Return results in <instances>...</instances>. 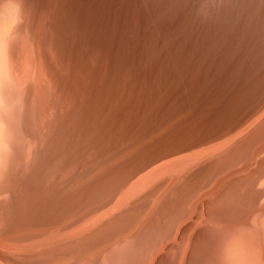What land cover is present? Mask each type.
Here are the masks:
<instances>
[{"label": "rangeland", "instance_id": "1", "mask_svg": "<svg viewBox=\"0 0 264 264\" xmlns=\"http://www.w3.org/2000/svg\"><path fill=\"white\" fill-rule=\"evenodd\" d=\"M21 23L27 27V40L18 44L17 35L13 34ZM10 41L21 46L11 50ZM192 92L197 94L195 100L178 117L159 130L152 128L161 122L170 101ZM26 103L27 106L32 103L29 107L37 114L31 124L38 140L22 132ZM219 121L224 123L217 126ZM180 123L187 124L186 129L190 130L185 134L187 138L193 134L202 137L196 139L192 148L157 161L146 171L130 177L113 197L118 198L119 205L116 200L106 207L99 203L94 209L83 203L77 178L83 183L89 173L92 178L102 177L108 171L106 166L117 164L122 168L129 148L135 153L143 150L156 137L179 130L175 128ZM263 131L264 0H0V263L6 264V257L17 259L36 254L37 258L42 255L38 260L44 263L48 259V246L59 244V254L61 244L108 220L114 213L110 211L114 202L121 205L113 206L114 211L118 209L116 212L130 205L139 191L126 194L124 189L134 180L146 177L157 165L161 170L171 169L173 163L164 164L182 157L186 170L182 173L213 161L221 164L222 159L234 162L225 171L215 172L207 186L192 194V199H185L188 205L184 202L186 208L175 217L171 229L166 223V228H157L160 229L157 233L156 230L144 233L148 240L146 236L142 239L151 242L143 241L146 246L135 248L126 264H249L254 255L256 258L251 262L257 260L253 264L260 261L264 264ZM241 145L247 146L246 158L235 161L237 157L232 158L231 154ZM213 146L217 148L199 155V151ZM228 156L231 159H226ZM111 157L113 160L107 163ZM250 185L256 193L252 204L246 199ZM227 186L235 187V196L219 204L221 211L210 216L209 201L212 205ZM162 190L154 197L158 202L163 199ZM67 199L73 207L66 203L70 201ZM154 203L153 211L158 204ZM67 205L71 208L67 218H59L52 226L41 224L43 211L61 210L64 214ZM104 210L108 213L102 217ZM245 214L247 219L241 218ZM228 220L233 221L231 225ZM145 225L146 221L136 224L131 235L138 234ZM51 230L55 234L48 239ZM231 232L237 243L241 241L244 246L234 243L235 246L231 241L236 240L228 239ZM119 237L115 238L120 245L121 240L129 239ZM253 239L262 243L253 244ZM116 240L113 239L114 245ZM108 243L103 245L115 247ZM228 245L243 250L252 245L246 249L252 256L249 258L244 251L246 255L241 251L239 254L238 248L237 253L246 261L239 257V263L236 251V258L232 255V260L228 256L229 261H223ZM255 245L260 247L257 249ZM224 247L228 249L223 250ZM98 248L86 249L92 256L86 260L89 253L84 251L87 256L79 257L80 264L84 261L98 264L102 255L110 251L107 247L106 251ZM128 248L123 252H128ZM249 249H254L251 254ZM69 254H61L62 259L72 260L64 263H73ZM116 254L113 260L119 258ZM107 262L99 264H110Z\"/></svg>", "mask_w": 264, "mask_h": 264}, {"label": "bare ground", "instance_id": "2", "mask_svg": "<svg viewBox=\"0 0 264 264\" xmlns=\"http://www.w3.org/2000/svg\"><path fill=\"white\" fill-rule=\"evenodd\" d=\"M15 1V0H14ZM18 1V0H17ZM26 1H28V0H26ZM27 3V2H26ZM19 4V3H18ZM28 8H30V6L28 7ZM25 9V8H24ZM26 9H27V7H26ZM21 10H23V8L21 9ZM25 12H26V10H25ZM27 13V12H26ZM26 13H25V15H26ZM22 15V14H21ZM24 15V16H25ZM30 15V14H29ZM27 16V15H26ZM23 17V16H22ZM29 17V16H28ZM33 17H35V16H33ZM25 17H23V19H24ZM22 19V20H23ZM29 20V19H28ZM34 20V19H33ZM35 20H36V18H35ZM23 21H25V19L23 20ZM259 22V21H258ZM20 24V23H19ZM18 24V28H16V30H17V32L15 33L14 31V36H15V34L17 35V39H15V41L16 42H18V44L19 43H21V42H24V43H26V41L25 40H27V38H26V28H25V25H23L22 23V25H19ZM26 24H28V23H26ZM31 25V24H30ZM28 30V29H27ZM31 30V29H30ZM13 40H14V38H12ZM11 40V39H10ZM21 41V42H20ZM11 42V41H10ZM24 43H23V45L22 46H24ZM10 49L12 50L13 49V47L15 46V44H14V41H12L11 43H10ZM21 46V44L19 45V46H15V47H17V48H19ZM16 48V49H17ZM14 51V50H13ZM192 72V71H191ZM197 78V77H196ZM76 92V91H75ZM197 96V94L195 93V92H192V93H188V94H186V95H182V96H180V97H177V98H174V100H172V101H170L171 103H170V105L167 107L168 108V110H167V112L165 113V115H164V117H162V119H161V122L160 123H158L157 125H155L154 127H152L153 129H158L159 130V128L160 127H162V125H166V124H168L170 121H173L176 117H178L179 116V114L189 105V103L190 102H193L194 100H195V97ZM29 99V98H28ZM164 103V102H163ZM32 104V103H31ZM31 104H29V106L31 105ZM169 104V103H168ZM33 105V104H32ZM31 105V106H32ZM29 106H27V103H26V108H25V111H24V114H22L23 115V118H22V124H21V128H22V132L25 134V135H27V136H31V137H36V139L38 140V135L37 136H35V132H34V127H32L33 125L31 124V121H32V117L33 116H36L37 114L36 113H34L33 111H32V108H30ZM33 108H34V106H33ZM36 108V107H35ZM35 108H34V110H35ZM78 109V108H77ZM166 110V109H165ZM39 115V114H38ZM163 114H161L160 116H162ZM72 116V115H71ZM38 117V116H37ZM157 119V118H156ZM178 119V118H177ZM187 119H189V117L187 118ZM192 119V118H191ZM191 119H189V121H190V123H192L191 122ZM199 119V118H198ZM179 120V119H178ZM185 120V119H184ZM47 121V120H46ZM193 121V120H192ZM196 121V120H195ZM34 122V121H33ZM81 122V121H80ZM188 122V121H187ZM43 123V122H42ZM189 123V124H190ZM224 122L223 121H219L218 122V124H216L217 126H219V125H221V124H223ZM73 124V123H72ZM86 124V123H85ZM181 124V123H180ZM91 125V124H90ZM193 125H194V122H193ZM195 125H196V123H195ZM194 125V126H195ZM213 126H216L215 125V122H213V124H212ZM173 126H174V124H173ZM193 126V127H194ZM83 127V126H82ZM186 127H187V124H185V123H182L181 125H179V126H177L175 129L177 130V129H179V130H177V131H175V129H174V131L175 132H173V133H171V134H165V131H164V134L166 135V136H164V137H156L157 139H155V142L152 144V143H150V144H146V146L144 147V149L143 150H141L140 149V151H137L136 153L133 151H130V148L128 149L129 151H127L128 153H129V155H126V157H125V159L124 160H126L125 162H124V166L121 168L120 166H117V164L116 165H113V167H111V165L110 166H106L105 168H107L106 169V171H107V173H105L102 177L100 176V178H97L96 179V177L95 178H92V175H90V174H92V173H89V175H86L85 176V179L83 180L84 182L82 183V179L80 180L79 178H77L76 179V183H78V181H80L81 183H82V185H78V184H80V182L77 184V188L78 189H80L79 190V193L78 194H80L81 196H83V197H81L82 199H83V203H85V204H87V205H89V206H92V207H94V209H95V207H96V205H98L99 203L101 204H103V207H106V205L108 206L110 203H111V201H115L116 202V200L118 201V198H116V199H114L113 197L116 195L117 196V190L118 189H120L119 191H121V189H123L124 187H125V185L129 182V179H131L130 177H133L134 178V176L135 175H137L138 173H140L141 171H146V170H144L146 167L147 168H149V166L150 165H152V164H155V162L157 163V161L159 162V161H161L162 159H165V158H167V157H169L170 158V156L172 157V155L173 156H175V154H178V153H180V152H182V151H186V150H188L189 148H192L193 146H194V144L196 143V139H200V138H202L200 135L198 136V135H196V134H193V136H190V137H192V138H187L186 137V133H187V131H188V133H190V130H188V129H186ZM192 127V126H191ZM75 128V127H74ZM190 128V127H189ZM196 128V127H195ZM194 128V129H195ZM153 129H151V130H153ZM161 129V128H160ZM191 129V128H190ZM81 130V129H80ZM36 131V130H35ZM82 131V130H81ZM181 131V132H180ZM162 132V131H161ZM264 132V131H263ZM146 134H147V132H145ZM37 134V133H36ZM138 134V133H137ZM140 134V133H139ZM163 134V133H162ZM207 135H209V133H207ZM135 136V135H134ZM139 136V135H138ZM158 136V135H157ZM132 137V136H131ZM136 137V136H135ZM122 138H124V137H122ZM257 138V137H256ZM35 139V141H37ZM145 139V138H144ZM143 139V140H144ZM149 139V138H148ZM258 139V138H257ZM254 140L256 141V139L254 138ZM254 140L253 141H251L252 143L254 142ZM29 142V141H28ZM140 142V141H139ZM152 142V141H151ZM131 144V143H130ZM249 144H250V142H249ZM129 147H131V146H129ZM137 147V146H136ZM215 147L216 146H213V147H210V148H206V150H202L201 152L199 151V155H201V154H203L204 152L203 151H213L214 149H215ZM245 147H247L246 145H241L235 152H233L231 155H232V158L233 157H237V159L235 160V161H237V160H241V161H243V159L244 158H246V151H245ZM217 148V147H216ZM22 150V149H21ZM131 150H133V149H131ZM139 150V149H138ZM24 152H25V149H24ZM126 152V153H127ZM105 153V152H104ZM127 153V154H128ZM194 153V152H193ZM183 154V153H182ZM195 154V153H194ZM212 154V153H211ZM51 155V154H50ZM124 155V154H123ZM124 155V156H125ZM196 155V154H195ZM117 156V155H116ZM115 156V157H116ZM128 156H131L130 158H127ZM192 156V155H191ZM198 156V155H197ZM196 156V157H197ZM203 156V155H202ZM121 157H122V155H121ZM188 157V156H187ZM190 157V156H189ZM192 157H194V156H192ZM196 157H195V159H196ZM199 157V156H198ZM230 157V159H231V156H228L226 159H228ZM110 158V157H109ZM108 158V159H109ZM118 159H120L119 157H117ZM123 159V158H122ZM121 159V160H122ZM127 159H130V160H128L127 161ZM173 158H171V160H172ZM176 159V158H175ZM184 159H186V157L184 158ZM190 159H192V158H190ZM200 159V158H199ZM229 159V160H230ZM111 160H113V157H111V159H109V161L108 160H106V162L108 163V162H110ZM189 160V159H188ZM187 160V161H188ZM224 160V162L223 163H221L220 164V162H217V161H213L212 163H210L208 166H207V164L205 165V166H201L200 165V167H196V169L195 170H191L190 172H189V170L187 171V173L185 174L184 172V174L185 175H183V173H182V171H184L185 169V167L183 168L182 167V163H183V159H182V157H181V159L179 158L176 162H174V161H169L168 160V163L166 162H164L165 164L164 165H169V164H171V163H173L171 166L173 167V168H171V169H173V170H171V169H167L168 167H166V169H167V171H165L164 170V168H163V166H161L162 168H163V170H161V169H159L160 167L158 166H156V168H155V171H153V170H151L148 174H147V176L146 177H141V178H138V180H134L133 182H132V184L130 185V187H127L126 188V190L124 189V191H126V194H128L129 193V191H131V192H133V190H135L136 192L137 191H139V192H137V193H140L139 195H137V193L135 194L136 196L135 197H133V198H135L134 199V201L130 204V205H126L127 207H125L123 210L121 209V211H120V209H119V212L117 211L116 212V210H118V209H116L115 211H114V209H113V206L116 204L115 202L110 206L111 207V209H110V211H113L114 213H112V214H110V212H109V214H110V216H108L109 218H108V220L106 219L100 226H98V227H96L95 229H93L92 231H90L89 233H87V234H80V235H78V236H76L75 238H72V240L71 241H69V242H67V243H65L63 246H62V244H61V246H60V251L61 252H59V254H58V245L59 244H52V245H50V246H48V259H47V261H45L44 263L41 261V263H39L40 261L38 260V259H41V249L39 250V255H41L40 256V258H37L38 256H37V254L35 255V256H33V255H31V257L30 256H27V257H22V258H8V257H6L5 259H6V264H75V262H76V264H80L81 263V261H79L80 260V256L83 254L84 255V251H85V254H87V253H89L88 254V256L87 255H84L85 256V258H86V256H87V258H86V260L89 258V256H90V253L91 252H89L90 250H86V249H91V250H93L92 248H97V247H99L100 249H102V251L103 250H109L110 249V247L108 248V246H107V244L104 246L103 244H105V243H107L108 241H110V243H113V239H115L116 240V238L115 237H119V236H122V237H124V239L127 237H125L124 235H128L129 236V234H130V236H132L133 234L135 235V237H134V235H133V237H127V239L128 240H121V241H123V243L120 245V244H118V240H116V242L115 243H117V245H114V243L113 244H110V243H108V245H110V246H115V247H113L112 249H110V251H107V253H105V251H104V253H105V255H102L101 257H102V260L101 259H99L98 257H100V255L103 253L102 251H99V252H102L101 254L100 253H98V254H100L98 257H97V255L95 256V257H97L99 260H101V261H98L99 263H101L102 261L103 262H105L106 260L108 261V262H110V264H126V262H129V260H131L130 259V257L132 256L131 254H132V252L135 250V248H137L138 246H140L141 244H142V247H143V245H145L146 246V244H143V241H144V239H142L143 238V236H146V239L145 240H148L147 238V235L145 234L144 235V233H146L147 231H152V230H154L153 232H155V230H156V233H157V230L158 231H160V229H162V228H164L165 227V224L167 223H169L168 224V226H167V228H169V226H170V224H173V222H176L175 220V217H179V216H177V215H179V213L181 214V212L186 208H184V205L186 204V206L188 205V203H187V201L185 200V199H187V198H190V199H192V194L194 193V192H196V191H198V190H200V189H202V188H204L205 186H207L208 184H209V182H210V179H211V177H212V175H214L215 174V172L217 173V171L219 170H223L227 165H229V163H232V162H234L233 160H231V162H225V159H222V161ZM116 161V160H115ZM115 161H113V162H115ZM186 161V160H185ZM221 161V160H220ZM100 163V162H99ZM99 163H98V165H99ZM106 163V164H107ZM112 163V162H111ZM160 163V162H159ZM110 164V163H109ZM162 164V163H161ZM175 164H178V166L177 165H175ZM184 164H185V162H184ZM220 164V165H219ZM175 165V166H174ZM187 165V164H186ZM186 165H184V166H186ZM103 166H105L104 164H103ZM103 166H100V167H103ZM220 166V167H219ZM97 167V166H96ZM111 167V168H110ZM153 167H155L154 165H153ZM186 167H188V166H186ZM232 167V166H231ZM146 168V169H147ZM151 168V167H150ZM170 168V167H169ZM100 171H101V169L100 168H98ZM97 169V170H98ZM124 169V170H123ZM154 169V168H153ZM177 169H179V171H176ZM227 169V168H226ZM96 170V171H97ZM162 172H164V173H161V175H160V171ZM261 170L262 171H264V165L262 166V168H261ZM158 171V172H157ZM186 171V170H185ZM224 171H225V169H224ZM262 171H258L259 173H262ZM182 173V174H181ZM142 174L144 175V173L142 172ZM145 174V175H146ZM182 175L181 177H180V179L178 178V179H176L179 175ZM219 174V173H218ZM162 176H164L163 177V179H162ZM161 178L160 180V182H158V183H155V181H157L158 180V178ZM81 178V177H80ZM147 178V179H146ZM96 179V180H95ZM177 181H176V180ZM132 181V180H131ZM159 181V180H158ZM173 182V183H172ZM170 183H172L171 184V186H170ZM234 185L236 184V183H233ZM76 186V185H75ZM136 186H138L139 187V189H138V187H137V189H136ZM146 186H148V187H146ZM226 186V185H225ZM252 185H250V187H249V189L247 190V193H246V196H244V199L243 198H241V200L243 199L244 201H245V197H246V199H248L249 201H250V203H251V201L252 200H254V197H256V193L254 192V190H253V188L251 187ZM144 187H146L147 188V191H146V188L144 189ZM223 188H225V187H223ZM223 188L221 189V190H223ZM163 189V190H162ZM163 191V193H162V200H161V202H158L159 200L158 199H156L158 196H157V193H159V191ZM225 190L226 191H224V193H223V195L221 196L220 195V197H218L215 201H212L213 203H212V205H210L211 204V202L209 201V203H208V214L210 215V216H213V215H211L212 213H214V211H221L220 209H221V207H220V209L218 208L219 206V204H221V203H223L225 200H227V202H228V200H230V198H232V196L234 195V194H236L235 193V187L233 186H227L226 188H225ZM128 192V193H127ZM130 192V193H131ZM135 193V192H134ZM175 194V195H173V197H171L172 196V194ZM160 194H161V192H160ZM170 194H171V196H170ZM195 195V194H194ZM121 196V195H120ZM119 196V197H120ZM157 196V197H156ZM164 196V197H163ZM190 196V197H189ZM235 196V195H234ZM241 196V195H240ZM111 197V198H110ZM123 197V196H122ZM121 197V198H122ZM154 197H156V198H154ZM160 197V196H159ZM171 197V198H170ZM237 198H240V197H238V194H237V196H236ZM235 197V199L234 200H236L237 198ZM67 198H71V197H67ZM109 198V200L107 201V199ZM114 200H113V199ZM156 199V200H154V202H157L158 204L156 205V207L154 208V211L152 210V205H153V200L152 199ZM112 199V200H111ZM219 199V200H218ZM70 199H67V201H69ZM81 200V199H80ZM120 200V199H119ZM123 200H124V198H123ZM131 200V199H130ZM233 200V199H232ZM238 200V199H237ZM77 201V200H76ZM122 201V200H121ZM152 201V202H151ZM231 201V200H230ZM65 202V201H64ZM184 202H186L185 204H184ZM189 202H190V200H189ZM234 202V201H233ZM67 204L69 203V206L71 205L72 207H73V205H72V203H71V200L69 201V202H66ZM80 203V202H79ZM83 203H82V205H83ZM226 203V202H225ZM232 203V202H231ZM245 203H246V201H245ZM248 203V202H247ZM155 204L156 203H154V206H155ZM229 204V203H228ZM244 204V203H243ZM252 204V203H251ZM117 205V204H116ZM115 205V208H119L120 206H118L119 205V201H118V205L116 206ZM227 205V204H226ZM231 205V204H230ZM239 205H242L241 203L239 204ZM60 206V205H59ZM63 206V205H62ZM68 205L64 208V210H63V212H64V214L62 213V211L61 210H59V212H57V213H55V211L53 212L52 210H49V209H47L46 211H43V213H42V216H43V219H41V220H43V221H40L41 222V224H42V222H44L45 223V225L46 226H52V225H56V223H58V220H59V218H61V219H63V218H67L68 217V215H67V213L68 214H70V207H69ZM229 206V205H228ZM249 206V205H248ZM224 207H226V206H224ZM230 207H232V206H230ZM46 208V207H45ZM49 208V207H48ZM149 208V210L148 211H150V212H152V213H147L146 215H145V211L147 210ZM150 208H151V210H150ZM184 208V209H183ZM223 208V207H222ZM229 208V207H228ZM50 209H51V207H50ZM55 210H56V208H54ZM87 209V208H86ZM92 209V208H91ZM109 209V207L107 208V210ZM113 209V210H112ZM215 209V210H214ZM233 209V208H232ZM102 210V209H101ZM228 210H231V209H228ZM249 210V209H248ZM57 211V210H56ZM95 211H97V210H95ZM105 211V210H104ZM109 211V210H108ZM147 211V212H148ZM223 211H224V209H223ZM225 211H226V208H225ZM237 211V210H236ZM98 212H99V210H98ZM106 212L107 211H105V213H103L102 214V217H104L105 215L107 216V214H106ZM243 212V211H242ZM245 212V211H244ZM243 212V213H244ZM108 213V212H107ZM223 213V212H222ZM108 214V215H109ZM220 214V213H219ZM227 214H229V213H227ZM233 213H231V214H229L230 216L232 215ZM235 214V213H234ZM233 214V215H234ZM242 214V213H241ZM241 214H239V215H241ZM39 215H41V214H39ZM62 215H64L63 217H62ZM218 215V214H217ZM223 215V214H222ZM232 215V216H233ZM238 214L236 215V216H239ZM41 216V217H42ZM70 216V215H69ZM74 216V215H73ZM76 216V215H75ZM172 216H174V218L172 217ZM221 216V215H220ZM224 216V215H223ZM101 216L99 217V218H102ZM215 217H218L219 218V216H215ZM227 217V216H226ZM246 217H248V214L246 215L245 214V216H241V218H243V219H245ZM73 218V217H72ZM71 218V219H72ZM78 218V217H77ZM172 218V219H171ZM240 218V219H241ZM74 219V218H73ZM96 219V218H95ZM171 219V220H170ZM175 219V220H174ZM215 219H217V218H215ZM221 219H222V216H221ZM231 219H232V217H231ZM237 220H238V217L236 218ZM247 219V218H246ZM39 220V219H38ZM69 220H70V218H69ZM174 220V221H173ZM233 220H235L234 218H233ZM73 221V220H72ZM141 221H146V225L144 226V228L142 227L143 225H144V223L142 224V226H140V227H142L143 229L137 234H135V233H133L132 235H131V233L132 232H130L131 230H133L134 231V229H132L136 224H141ZM169 221H171V222H169ZM229 221V223H230V225H231V223L233 222H231L230 220H228ZM236 221V220H235ZM70 222V221H69ZM74 222V221H73ZM239 222L241 223V221L239 220ZM243 222V221H242ZM43 223V224H44ZM65 223V222H64ZM228 223V222H227ZM226 223V224H227ZM244 223H246L245 222V220H244ZM71 224V223H70ZM175 224V223H174ZM173 224V225H174ZM38 225H39V223H38ZM66 225V224H65ZM74 225V224H73ZM172 225V226H173ZM228 225V224H227ZM43 226V225H42ZM75 226V225H74ZM138 226V225H137ZM35 227V226H34ZM37 227V226H36ZM40 227V226H39ZM68 227V226H67ZM71 227V226H70ZM78 227V226H77ZM136 227V226H135ZM161 227V228H160ZM54 229H55V227H53ZM79 228H82V227H79ZM78 228V229H79ZM157 228H160V229H157ZM166 228V227H165ZM228 228H229V226H228ZM169 229H171V227L169 228ZM230 229V228H229ZM72 230V229H71ZM70 229L68 230V231H71ZM74 230V229H73ZM163 230V229H162ZM161 230V231H162ZM139 231V230H138ZM138 231H136V232H138ZM233 231V230H232ZM51 232V233H50ZM75 231H73V233H74ZM77 233H78V231H76ZM75 232V233H76ZM152 232V233H153ZM164 232H165V230H164ZM47 233V232H46ZM48 233H50L49 234V237H48V239H53V235L52 234H55V233H53V231L51 230V231H48ZM47 233V234H48ZM72 233V234H73ZM76 233V234H77ZM232 233L233 232H231V233H229V235H228V239H231V238H233L234 240H236V241H231L233 244L234 243H236L237 245H239V244H242V243H240L241 241H239L238 243H237V241H238V239L237 238H234L233 236H232ZM47 234H44V236H46ZM67 234V233H66ZM79 234V233H78ZM147 234H151V232H149V233H147ZM154 234V233H153ZM162 234V233H161ZM235 234H237V232L235 233ZM68 235V234H67ZM148 235V236H149ZM75 236V235H74ZM153 236V235H152ZM160 236V235H159ZM232 236V237H231ZM149 237H151V235L149 236ZM253 237V236H252ZM120 238V237H119ZM145 238V237H144ZM151 239V238H150ZM255 239V238H254ZM253 239V244L256 242V243H262V242H258V238L256 239L257 241H255ZM111 240H112V242H111ZM239 240H241L240 238H239ZM245 240V239H244ZM2 241V240H1ZM118 241V242H117ZM242 241H243V239H242ZM248 241V240H247ZM246 241V242H247ZM249 241H250V238H249ZM248 241V242H249ZM144 242H146V241H144ZM147 242H151V241H147ZM146 242V243H147ZM245 242V243H246ZM148 243V244H149ZM244 243V244H245ZM251 243H252V240H251ZM255 243V244H256ZM236 244H234L235 246H237ZM123 245V246H122ZM234 245H228L229 247V249L228 248H225L224 247V249L223 250H225V249H228V251H226L227 253V256H226V254H225V256H226V258H224L222 255V257H223V261H225V259H227L228 260V256H230L229 257V259L230 260H232L231 258L232 257H234V253H235V251H236V253L239 251H241L242 253H243V255H246L244 252H246L247 250L246 249H248V248H252V245L250 246V245H248V246H250V247H246V249L245 250H243V247H242V249L241 248H239L240 246H238V247H235ZM243 245V244H242ZM241 245V246H242ZM247 245V244H246ZM260 245V244H259ZM257 246V245H255L256 246V248L258 249V247H260V246ZM130 246V248H128V249H130L128 252H123V250L124 249H126V247H129ZM148 246V245H147ZM235 247V249H233V247ZM244 246V245H243ZM105 247H107V249L105 248ZM227 247V246H226ZM232 247V248H231ZM244 247V248H245ZM17 248V247H16ZM98 248V250H100ZM141 248V247H140ZM231 248V249H230ZM241 249V250H238L237 251V249ZM263 248V247H262ZM39 249V248H38ZM10 250H11V248H10ZM37 250V249H36ZM43 250V249H42ZM121 250V252L119 253V251ZM231 250H233V251H231ZM250 250V254H251V252H252V250H254V249H249ZM256 250V249H255ZM259 250H261V249H259ZM19 250H17V252H18ZM22 251V250H21ZM86 251H87V253H86ZM96 251V250H95ZM139 251V250H138ZM244 251V252H243ZM263 251V250H262ZM261 251V252H262ZM2 252V251H1ZM23 252V251H22ZM37 252V251H36ZM36 252H34V254L36 253ZM66 252L67 253H70L68 256L70 257V255L72 256V258H74V260H73V263H71L72 262V260L70 259H66V260H68V261H71V262H69V263H64L66 260L65 259H62L60 256H61V254H66ZM97 252V251H96ZM115 252H118V254L120 255L119 256V258H117V260L115 259V260H113V258L112 257H115V256H113V254L115 255L116 253ZM221 252H223V251H221ZM231 252V253H230ZM238 252V253H239ZM241 252L239 253V254H241ZM257 252V251H256ZM29 253H32L31 251L29 252ZM235 253V254H236ZM236 254L237 256V260L239 261V263L243 260V261H246L247 259H245V258H243L242 257V255H241V257H242V259H241V261H240V255L239 254ZM247 253V255H248V252H246ZM260 253V252H259ZM4 254V253H3ZM7 254V253H6ZM57 254V255H56ZM118 254H116V255H118ZM134 254V253H133ZM254 254H256V253H254ZM253 254V255H254ZM233 255V256H232ZM258 255V254H257ZM21 256V255H20ZM65 256V255H64ZM83 256V257H84ZM92 256V255H91ZM90 256V257H91ZM104 256H105V258H104ZM218 256V255H217ZM219 256H220V254H219ZM232 256V257H231ZM249 256V255H248ZM247 256V257H248ZM252 256V255H251ZM251 256H249V258L251 257ZM255 256V257H254ZM251 259H250V262H249V264H253V262H255V261H253V262H251L252 260H254V258H256V255H254ZM262 256V255H261ZM2 257V256H1ZM30 257V258H29ZM68 257V258H69ZM221 257V258H222ZM236 257H234V258H236ZM240 257V258H239ZM245 257V256H244ZM258 257V256H257ZM32 258H34L33 260H32ZM35 258L37 259V260H35ZM132 258V257H131ZM219 259H220V257H218ZM233 258V259H234ZM259 258V257H258ZM1 259H3V258H1ZM50 259V260H49ZM58 259H62L61 261H59ZM95 259V258H94ZM97 259V260H98ZM103 259H105V260H103ZM216 259H217V257H216ZM245 259V260H244ZM260 260H261V258H259ZM4 260V259H3ZM65 260V261H64ZM227 260H226V262H227ZM57 261H59V263L57 262ZM67 261V262H68ZM79 261V262H78ZM215 261V260H214ZM229 261V260H228ZM235 261V260H234ZM4 262V263H5ZM78 262V263H77ZM89 262V261H88ZM95 262V261H94ZM107 262V263H108ZM132 262V261H131ZM1 263H2V261H1ZM0 263V264H1ZM92 263V262H91ZM98 263V264H99ZM137 263V262H136ZM224 263V262H223ZM222 263V264H223ZM228 263V262H227ZM236 263V262H235ZM243 263V262H242ZM257 263V262H256ZM255 263V264H256ZM3 264V263H2ZM82 264H90V262L89 263H87L86 261H84V262H82ZM103 264V263H102ZM105 264V263H104ZM130 264V263H129ZM133 264V263H132ZM157 264V263H156ZM220 264V263H219ZM244 264H247L246 262H244ZM258 264H261V261H260V263H258Z\"/></svg>", "mask_w": 264, "mask_h": 264}]
</instances>
